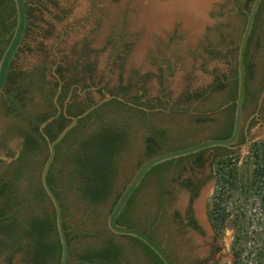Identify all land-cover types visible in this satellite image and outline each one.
Segmentation results:
<instances>
[{"label":"rangeland","instance_id":"obj_1","mask_svg":"<svg viewBox=\"0 0 264 264\" xmlns=\"http://www.w3.org/2000/svg\"><path fill=\"white\" fill-rule=\"evenodd\" d=\"M205 1H208V8L203 13L204 4L207 3ZM252 1L196 0L195 4H191V0H185V4L181 6L177 4L178 0H41L38 9L30 10L27 31L14 65L27 72L44 63L47 79L51 80L52 68L58 61L64 73L66 70H74L71 77H76L78 83L84 87L104 82L99 90L91 89L78 97V102L84 107L111 94H123L127 99L154 103L165 92L167 98L176 104L174 111L169 114L150 113L146 117L148 124L165 131L163 142L166 144L174 141L195 143L210 138L222 125L224 117L221 111L230 99V86L237 66L238 44L245 25L238 5L247 8ZM176 5L181 6L179 9L182 11L184 8L189 9L196 17L188 16L185 20L182 16L176 18L166 31L162 27H167V23L161 17L173 14ZM146 6L149 9L154 8V11H163L148 24L143 16ZM202 21L204 23L201 27ZM157 29L161 32L156 33L154 30ZM215 49L220 51L219 57H214ZM247 60L249 96L244 120L248 118L254 105L251 96L257 99L264 84V5L251 37ZM87 65L90 66V72L84 71ZM217 77L224 78L222 90L207 93L188 105L206 115L192 117L177 111L183 108V104H178L180 98L184 99L183 94L203 92ZM109 115L106 113L102 118L107 120ZM198 118L202 121H197ZM262 118L264 119V109ZM12 120L0 105V169L11 161L8 152L16 156L20 150L21 139L14 133L7 132ZM94 122V119H90L83 124L80 133L90 131ZM127 122L132 135L129 147L118 163L114 189L116 194L121 193L136 169L147 159L146 125L133 119H127ZM250 139L251 143L246 149L205 152L201 157V167L190 162L183 169L172 168L166 172L165 187L170 195L164 204V215L156 232L158 240L163 239L164 230L168 227L184 255L196 256L207 248L212 237L207 214L213 202L212 194L216 190L217 168L232 162L239 181L244 185L253 182L256 163L252 153L257 143L264 142V124H253ZM43 148L44 151L35 156L38 162L45 158V146ZM221 155L227 158H222ZM61 162L59 159L57 166ZM174 169V172L182 170L181 178L190 177L198 184V192L193 202L189 200L188 191L177 181H172ZM23 185H26L25 181ZM202 193H205V199L204 203H198L199 213L194 205L200 200ZM238 196L239 193H235L225 203L229 217L222 235L218 238L217 253L222 264L236 263L232 249L235 232L231 223L235 213L242 212L245 208L251 214L259 212L264 223V203L261 204L258 195L251 193V198L243 205ZM155 197L156 189L149 187L148 182L141 186L134 197L132 217L142 228H148V217L154 216L156 212ZM190 205L205 227L204 236L200 237L187 228H179L175 214L184 218ZM67 213L68 224H76L77 230L86 234L87 237L79 241L83 244L97 240V222L106 221L108 207H100L94 213H89L78 204L72 203ZM116 241L125 247L129 264L146 263L140 247L131 239L119 237ZM247 257L249 256L243 253L239 264H253V256L249 260ZM4 259L5 254H0V264H5ZM13 264H23L20 254L14 256ZM69 264L78 263L70 261Z\"/></svg>","mask_w":264,"mask_h":264},{"label":"trees","instance_id":"obj_2","mask_svg":"<svg viewBox=\"0 0 264 264\" xmlns=\"http://www.w3.org/2000/svg\"><path fill=\"white\" fill-rule=\"evenodd\" d=\"M26 1L29 21L30 10L38 9L41 0ZM263 5L264 0L261 1L255 16L245 51L246 84L249 73L247 60L249 44ZM250 6L245 8L238 5L239 13L245 22ZM15 24L14 1L0 0V59L12 37ZM213 55L219 57L220 51L215 49ZM14 62L15 59L11 64L7 83L0 94V105L3 111L13 119L8 125L7 132L17 135L21 139V144L16 156L8 152L11 161L0 169V254H5V264H13V258L17 254L21 255L23 264H59L61 245L56 229L55 211L40 181V170L44 161L38 162L35 159L38 153L44 151L43 146L47 150L46 140L40 134L39 126L56 113L54 97L58 89V81L52 73L51 80L47 79V68L44 63L24 72L15 67ZM66 71L64 73L59 66L55 73L60 76L61 80L67 79L68 85L79 82L76 77H71L74 70ZM84 71L90 72V66L87 65ZM223 82L224 78L217 77L212 85L203 92H186L182 95L184 99L180 98L178 101V104H183V108L177 111L192 117L206 115L204 112L189 107V102H193L207 93L222 90ZM237 83L236 66L234 80L230 86V99L221 111L224 117L222 125L218 132L210 138H228L232 133ZM36 95H38V101H36ZM116 95L124 97L123 94ZM128 100L147 109L149 107L148 102ZM59 104L61 106L60 102ZM91 105L84 107L79 102L78 106L71 109V113L73 116L79 115ZM160 105L162 104L160 103ZM175 105L173 103L169 113L174 111ZM106 113L110 115L107 120H104L102 116ZM147 115V112L111 99L79 119L77 124L56 144V157L49 171L53 172L55 167L57 168L53 177L48 174L47 182L62 209L63 227L68 245L67 264L70 261L78 264H129L125 247L116 241L121 236L112 234L106 227V221L99 220L97 222L99 235L95 242L82 244L79 241L87 236L77 230L76 224H68L67 212L73 203L78 204L89 213H94L98 208L107 206L109 213L116 203L120 195V193H114L118 163L128 149L132 135L127 119L137 120L146 125L147 158L192 144L183 141L164 143L165 131L148 124ZM61 119V123L58 124V119H54L44 128V132L50 140H53L67 125L68 121L63 116ZM90 119L95 120L94 127L88 132L80 133L83 124L89 122ZM197 121L202 120L198 118ZM55 124L58 128L54 132L52 126ZM63 146L67 147L65 152H61ZM211 149L225 150L226 148H210L161 163L148 171L139 186L140 188L148 182L149 187L153 186L156 189L154 202L157 204V209L154 216L148 217V228H142L132 217L135 193L119 214L117 223L139 228L160 242L156 237V232L164 215V204L170 195L169 190L165 187L166 172L172 168L183 169L190 162L201 167L202 155ZM263 150L264 142L254 146L252 156L256 164L253 171L254 179L253 182L248 183L249 186L238 180L236 168L232 162L224 163L223 167L217 168L216 190L211 208L208 210V216L213 229L219 236L222 235L229 217L225 203L235 193H239L238 200L242 205L248 202L251 193H256L261 204L264 203ZM220 157L227 158L224 155ZM59 159L62 162L57 166ZM216 166L219 165L216 164ZM181 171L172 174V181H177L181 187L187 190L192 200L196 197L199 186L190 177L181 178ZM24 181L26 185H23ZM260 216L259 212L251 214L246 208L233 215L234 219L231 223L235 237L232 249L235 264H239L243 253L249 257L253 256L251 263L264 264V223ZM175 217L179 220L178 214H175ZM126 238L131 239L134 244L140 247L145 257V264H163L159 257L141 241L133 237ZM249 257H247L248 260Z\"/></svg>","mask_w":264,"mask_h":264},{"label":"water","instance_id":"obj_3","mask_svg":"<svg viewBox=\"0 0 264 264\" xmlns=\"http://www.w3.org/2000/svg\"><path fill=\"white\" fill-rule=\"evenodd\" d=\"M15 4V11H16V24L14 27V31L12 34V37L5 48L1 59H0V94L2 93L8 79V74L10 71L11 64L13 60L15 59L20 47L22 46V42L25 37L27 23H28V17H27V1L26 0H13ZM188 1V0H187ZM262 0H253L252 4L250 6V9L247 13L246 22L244 25V29L238 44V51H237V94L235 99V111H234V123H233V130L231 135L228 138H208L206 140H201L177 149L164 151L159 154H156L152 157L147 158L143 163L140 164V166L136 169L128 183L125 185L123 190L121 191L116 203L108 213L106 217V227L107 229L114 234L115 236H121V237H133L141 241L143 244H145L149 249H151L162 261L163 264H175L172 257L168 253V251L163 247V245L158 242L155 238L150 236L145 231L136 228L131 227L127 225H120L117 223V218L125 205L127 204L128 200L132 196L133 192L136 190V188L140 185L145 175L148 173V171L153 168L154 166H157L161 163L178 159L181 157L189 156L191 154H195L210 148L214 147H221L226 149H234L239 147L240 149H246L248 148L251 140L250 135L248 134V126L250 119L246 122L244 127V135H245V142L239 146H235V143L239 137L241 127H242V120H243V104L245 99V93H246V65H245V51L247 47V42L250 37V34L252 32L255 16L257 14V11L259 9L260 3ZM185 0H178L177 4L181 5L185 4ZM207 3L204 4L203 13L206 12L208 8V1H205ZM181 6H177V8H180ZM185 9V8H184ZM183 11L180 9L177 14L173 15H165L161 18L164 20L165 23H167V27H162L167 31L172 25V23L177 18L183 17L185 20L186 17L194 16L192 14H189L186 10ZM183 13V14H182ZM185 13V14H184ZM182 20V22L185 23V21ZM203 21L201 23V27L203 25ZM148 27V26H147ZM161 29V28H160ZM160 29L154 30L156 33H160ZM136 56V54L134 55ZM55 66H53L51 73L58 78L56 73L54 72ZM57 95L54 97V101L56 102ZM264 98V91L262 92L258 105L261 104L262 100ZM116 99L120 102H123L129 106L141 108L145 111H148L147 108L139 107L136 104L127 101L125 98L116 95L111 94L106 97H103L93 103L90 107H88L86 110H84L81 114L76 116H70L71 119L70 122L59 132V134L53 139L50 140V138L46 135L44 132V128L48 123H50L52 120L56 118L57 115L50 116L45 121H43L39 126V132L44 137L47 143L48 148V156L40 170V181L41 185L43 187V190L48 197L49 202L54 208L55 211V223H56V229L57 234L59 237L60 245H61V257L59 264H67L68 263V245L66 240V235L63 227V216H62V209L60 206V203L50 188L48 182H47V175L49 172V169L54 161L55 157V146L57 143H59L64 136L70 131L78 122L79 119L85 117L87 114H89L92 110L97 108L99 105L111 100ZM56 106L58 110H60L59 105L56 103ZM257 115V113H256ZM205 199V193H202L201 198L199 202L204 203Z\"/></svg>","mask_w":264,"mask_h":264},{"label":"flooded vegetation","instance_id":"obj_4","mask_svg":"<svg viewBox=\"0 0 264 264\" xmlns=\"http://www.w3.org/2000/svg\"><path fill=\"white\" fill-rule=\"evenodd\" d=\"M54 66H55V69H54V72H55V70H57V68L59 67V62L57 61ZM57 81H58V89H57V92L55 94V96L57 95V98H56V102L54 101V104L56 107L55 115H57L55 119H58V124L60 121L62 122L61 116H63L66 119V121H68L67 124L70 122L71 119L69 117L73 116V114L71 113L72 112L71 109L78 106V103H79L78 97L79 96H81L83 93H85L91 89L99 90L104 85V82H101L98 84L97 83H94V84L92 83L90 85L88 84L86 87H84L83 85H81L79 83H71L70 85H68L67 79L61 80L60 76H58ZM263 91H264V84L261 88V91H260L257 99H255V97L251 96L252 102L254 105L252 107L251 113L249 114L248 118L246 120H244V112H245V108H246L248 96H249L248 84H246V93H245V99H244V104H243L242 127H241L239 137L235 143V146H239L245 142L244 127H245L246 122L250 118L251 119L249 121V126H248V134L249 135H250V130H251L254 123L264 124V119L262 118V113H263V109H264V98H263L261 104L258 105L260 96H261ZM75 92H76V94H75ZM123 98H125V97H123ZM125 99L127 101H129L127 98H125ZM59 102L61 103V106H60ZM129 102H131V101H129ZM56 103L59 105L60 110H58ZM160 103L162 105H160ZM148 105H149L148 111H145V110H143L141 108H137V107H135V108L142 110L144 112H147L148 115L150 113H153V112H161V113L169 114L170 108L173 106V102L169 98H167V96L165 95V92H162V94H160L159 97L157 98L156 102L148 103ZM137 106L144 107L141 105H137ZM256 113H257V115H256ZM57 128H58L57 124L53 125L52 131H54V132L57 131ZM46 145H47V143H46ZM145 146H146V143H145ZM66 148H67L66 146H63L61 148V152H65ZM216 150L217 149H211L210 151L215 152ZM225 150L229 151V152H234V151L240 150V148L237 147L234 149H225ZM225 150L221 149V151H225ZM47 156H48V148L46 150V155H45V158L43 160L44 162H45ZM55 157H56V151H55ZM55 157H54V159H55ZM48 174L51 177H53L55 175V172L49 171ZM139 186L136 188V190L133 192V194L135 193V195H136L138 193V191L141 188V187L139 188ZM213 195H214V193L212 194V196ZM194 199L191 200V195L189 193L190 202H193ZM207 222H208L209 227H210L211 232H212L211 241L209 243H207V248L205 250H202L200 252V254H197L196 256L184 255V253L182 252V249L180 247L179 242H177L175 240V235L172 233V230H170L168 227L165 228L164 234H163V239L160 241V243L168 251V253L172 257L175 264H222L220 262L219 257H217V253L219 251V246H218L219 235L213 229L208 214H207ZM178 225H179V228H182V229L187 228L190 231H192L194 234L199 235L200 237L204 236L206 233L205 227L203 226V223L201 224L199 219H197L196 214L194 212V209L191 205L189 206V209H188L185 217L179 218Z\"/></svg>","mask_w":264,"mask_h":264},{"label":"bare ground","instance_id":"obj_5","mask_svg":"<svg viewBox=\"0 0 264 264\" xmlns=\"http://www.w3.org/2000/svg\"><path fill=\"white\" fill-rule=\"evenodd\" d=\"M146 1V0H145ZM192 1V3L191 4H195L194 2L196 1H194V0H191ZM201 2H199V4H200ZM145 8H147L146 10H145ZM144 8V10H145V14L143 15L144 16V20H145V22L148 24V23H151V20H152V18L154 17V18H156L157 16H158V14H162V10H158V9H156L155 11L153 10V9H149L147 6ZM179 8H176L175 9V11L173 12V14H177V13H180L179 12ZM184 10H186V9H184ZM189 9H187L186 11L189 13V14H192L193 16H194V18L196 17V14H194L192 11H188ZM164 15H165V13H163ZM173 14H171V15H173ZM183 14V13H182ZM185 14V13H184ZM155 15V16H154ZM143 19V18H142ZM157 19V18H156ZM141 21V20H140ZM163 23V22H162ZM165 24V23H164ZM161 25V24H160ZM166 25V24H165ZM138 54V57H140L141 56V54H139V52L137 53ZM198 203H199V201L198 202H196L195 203V205H194V209H196V210H198L199 209V205H198ZM198 212L200 213V210H198Z\"/></svg>","mask_w":264,"mask_h":264}]
</instances>
